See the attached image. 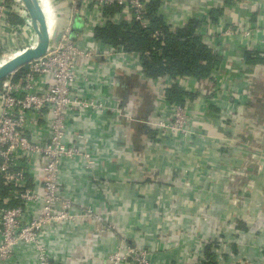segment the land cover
Returning <instances> with one entry per match:
<instances>
[{
	"label": "crops",
	"instance_id": "0c3cea01",
	"mask_svg": "<svg viewBox=\"0 0 264 264\" xmlns=\"http://www.w3.org/2000/svg\"><path fill=\"white\" fill-rule=\"evenodd\" d=\"M163 2L178 26L202 12L222 11L212 24L214 34L205 38L222 57L220 65L204 82L178 80L190 94L182 104L196 134L164 136L146 123L169 116L170 109L162 102L163 80L140 75L137 59H82L79 89L116 111L88 110L70 118V138L84 135L74 142L94 164L88 169L81 159L65 160L61 194L77 209L102 213L118 233L100 231L87 219L63 223L48 234L52 256L61 264H107L119 235L153 248L155 264H194L200 241L217 234L237 247L236 255L220 257L224 264H264V0ZM55 3L68 15V0ZM8 22L0 33L5 46L12 17ZM82 28L77 22L76 31ZM26 29L35 41L33 27L23 28L16 44L26 43ZM227 29L235 35H225ZM246 30L249 38L242 35ZM89 36V30L83 34ZM247 51L254 52L252 61ZM236 136L245 139L239 148L231 144ZM233 165L239 175L229 172ZM234 220L247 229L232 227ZM9 264H35L29 246H19Z\"/></svg>",
	"mask_w": 264,
	"mask_h": 264
},
{
	"label": "built area",
	"instance_id": "2783aa9c",
	"mask_svg": "<svg viewBox=\"0 0 264 264\" xmlns=\"http://www.w3.org/2000/svg\"><path fill=\"white\" fill-rule=\"evenodd\" d=\"M39 2L42 8L44 2L50 8L54 28L61 23L62 35L44 56L18 69L0 86V264H9L16 249L22 245L29 246L35 264H61L52 256L48 234L66 222L87 219L99 224L100 231L117 232L113 224L105 221L102 213L90 207L77 209L70 198L62 196L61 168L67 159H81L88 169L94 164L91 154L74 142V137L81 139L84 135L76 132L70 138V118L88 110L116 111V108L107 107L104 102L79 89L83 79L79 73L82 59L95 56H106L111 60L126 56L138 58L137 54H127L122 48L98 42L92 31L107 22L126 21L138 23L142 28L150 26L147 16L150 0H68L65 20H61L56 12L55 0ZM164 6L168 5L161 0L159 12L164 21L176 25L170 21ZM111 7L119 9L105 15L104 9ZM12 15L17 16L20 22L12 23V35L7 46L0 37L1 51L22 37L23 28L33 27L22 0H0V33L2 25L9 23ZM189 19L182 20V24ZM198 19L203 21L202 31L207 39L214 34L210 15L202 12ZM77 22L83 23L80 31H76ZM88 30L90 36L83 37ZM224 32L231 36L236 31L227 29ZM158 35L159 31L155 33V36ZM242 35L249 38L251 30L244 31ZM137 71L145 76L141 65ZM179 79L182 78H163L162 89L178 83ZM163 99L164 105L170 109L169 116H156L146 120V123L164 136L189 139L195 135L188 109L165 96ZM244 141L243 137L236 136L231 144L239 148ZM240 170L233 165L229 172L239 175ZM238 222L231 221L230 225L236 227ZM222 237L217 234L203 238L195 251L194 264H202L206 259L208 246L217 253L218 263L224 264L220 258L223 253L213 246L214 240L223 245ZM118 240L116 249L107 256V264H155L153 248L142 243L135 244L122 235Z\"/></svg>",
	"mask_w": 264,
	"mask_h": 264
},
{
	"label": "trees",
	"instance_id": "16d2710c",
	"mask_svg": "<svg viewBox=\"0 0 264 264\" xmlns=\"http://www.w3.org/2000/svg\"><path fill=\"white\" fill-rule=\"evenodd\" d=\"M160 6L161 0H150L147 6V16L150 19L148 28H142L135 22H107L105 26L95 28L92 35L102 44H112L122 48L127 54H137L143 73L151 80L181 77L204 82L210 79L213 71L220 65L222 57L205 41L203 21L191 18L182 26L167 24L159 12ZM118 9L106 8L104 14H110ZM221 15L220 9L212 10L211 22L217 24ZM11 17L13 23L20 22L17 16ZM157 31L160 35L155 36ZM253 53L252 51L245 53L248 61L253 60L250 56ZM3 81L0 82V86ZM163 95L172 102L183 103V97L190 94L181 88L179 83H173L164 90ZM237 227L247 229L242 222H239ZM222 238L223 245L214 240L213 246L221 250L223 255L226 253L236 255L235 243L229 244L225 235ZM205 258L202 264H219L217 253L212 251L210 246L205 250Z\"/></svg>",
	"mask_w": 264,
	"mask_h": 264
},
{
	"label": "water",
	"instance_id": "95a60500",
	"mask_svg": "<svg viewBox=\"0 0 264 264\" xmlns=\"http://www.w3.org/2000/svg\"><path fill=\"white\" fill-rule=\"evenodd\" d=\"M32 21L33 30L36 39L31 46L9 55L8 60L0 66V82L7 79L18 69L27 65L34 59L44 56L61 38V23L54 28L48 25V20L40 5L39 0H22ZM55 10L61 20L66 19V14L58 12L56 5ZM238 264V263H236Z\"/></svg>",
	"mask_w": 264,
	"mask_h": 264
},
{
	"label": "rangeland",
	"instance_id": "374dc122",
	"mask_svg": "<svg viewBox=\"0 0 264 264\" xmlns=\"http://www.w3.org/2000/svg\"><path fill=\"white\" fill-rule=\"evenodd\" d=\"M25 31L27 33V34H25L26 43H24V41H21V44L20 43L19 44L18 43L17 44L11 43V44H9V47L5 48L6 50H3V51L0 50V61H1L0 64H2L3 60H4V62H6L5 60H8L9 55H12L15 52L21 51L22 49L27 48L28 46H31L33 44L34 41L31 40L32 36L29 35V32L31 30L26 29ZM14 45H17L18 47L14 46Z\"/></svg>",
	"mask_w": 264,
	"mask_h": 264
},
{
	"label": "bare ground",
	"instance_id": "6f19581e",
	"mask_svg": "<svg viewBox=\"0 0 264 264\" xmlns=\"http://www.w3.org/2000/svg\"><path fill=\"white\" fill-rule=\"evenodd\" d=\"M43 10H44L45 14L47 15V20H48V23H49V20L52 19V16H51V14H50V8L47 6V4H46L45 2H44ZM5 61H6V60H5ZM0 62H1V61H0ZM3 62H4V60H3ZM3 62H2V64H4ZM2 64H0V66H1Z\"/></svg>",
	"mask_w": 264,
	"mask_h": 264
}]
</instances>
